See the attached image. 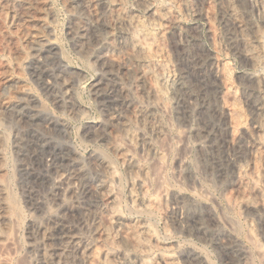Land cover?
<instances>
[{
    "label": "rangeland",
    "instance_id": "374dc122",
    "mask_svg": "<svg viewBox=\"0 0 264 264\" xmlns=\"http://www.w3.org/2000/svg\"><path fill=\"white\" fill-rule=\"evenodd\" d=\"M45 1L49 5V10L47 12H43L40 10L38 5V8L36 9L39 12L37 10H34V16H38V19L45 18L46 15V26L49 28L47 31L51 32L49 37L51 44L42 48V52L39 57L33 58V56H31L32 47H35V44H29L32 41L25 37L24 30L22 33L21 30L18 31V29H13L11 30L13 34L10 31L9 35L7 36L8 38L6 36L0 35V52L2 51V54H0V56H5L4 59L9 60L8 62H10V60L12 59L9 63L11 66V71H9V73L12 76H15V78H20L32 92V96L29 100L25 99V97L23 96H20L19 98L16 96L19 100L22 99L23 104L20 103V105L18 106H11L7 108L1 117L2 120H0L1 128L6 132L8 137V139L6 140L7 142L5 143L6 163L7 168L10 170L8 173L10 175V183L13 190V214L16 223L19 222L17 224L15 223V230L18 231H14V234L17 235V246L19 248L17 247L18 253L11 257L12 264H30L31 261L35 260V255L32 254L34 251L31 250L32 252L27 254V249L29 248L28 245L32 244L29 243V240L27 239L28 233L32 234V231L36 233L38 226H40V224L42 225L43 223L48 222L51 215L60 218L63 221V224H66L67 227L72 228L71 230H76L81 223V220H83L84 218L82 207L86 205L95 207L96 205L100 204L97 197H95V195L93 194H89L88 192L89 190H91V188H94L97 185V181L99 182L100 179H97V177L101 178V173L99 172L98 168L96 167V165L95 167L93 165L95 164V159L101 156L107 158L110 157L111 161L113 160V164L118 177V180L114 182L113 187L116 190L114 192L117 196L118 201L120 200L121 202H118V206L120 205V213L123 214L124 218L127 220H138L142 222L147 220V223L149 221L150 226L154 225L151 227H153L155 231L157 241L163 245L165 244L166 247L169 246L167 247L169 248V254L177 261H179L180 256L185 252V250L187 251L191 249L203 255V257H205V260H207V264H238L239 259L237 257V251H239L240 249H245L251 256V258L249 256L248 264L250 262H252L251 264H263V259H261V257L259 256L255 257L256 253L254 252L257 249L259 250V244L264 243V206L257 211L259 214L261 213L262 216L261 214L260 216H257V212H247L246 210H243L244 208L242 207L241 200H239V196H237L238 198L236 197V194L238 195V192L237 190H235L236 185H233L236 181L233 177V173L231 172L232 170L229 169L231 168V166L228 165L229 157H234L235 154L236 156L240 157L241 162L243 161L244 163L243 167H246V178L249 183L252 180V177H247L252 176L251 173H249L251 172V168H249V165H251L252 163L250 161L254 158H257L258 161L256 165L260 166L258 179L260 182L258 181L259 183L257 182V185L260 187H258L259 190L261 189L260 192L264 195V159H262L264 157L258 156V154L260 155V153H264V136L260 138L255 136V134L253 133L255 118L253 116V113L249 112L250 110H246L248 109V107L245 104L246 101H244L242 85L244 77L253 73L252 71L254 70L252 68L250 69V66L238 56L237 52L230 43V32L228 34V31H230V29L225 16H223V6L221 7L222 4H220V1L175 0V2L178 4L176 6V4L174 3L175 6L173 5V9H175L174 11L177 13V17H179L180 28H177L176 30H174V32L170 31L167 34V40H169L167 41L169 60L166 63V67L168 68V72H170L171 76L174 75L176 79H181H179L180 85L178 87V90L180 91L182 90V88L183 90L180 93H183L182 95H184L185 93L191 95V99L187 101L190 104H187L186 108L188 119L183 118L181 113H177L174 105L173 107H170L172 104L170 101H168L167 105L169 106L167 107L170 108V111L167 108V111H169L168 113L167 111L158 113V115L161 117L160 119H162V124L164 122V130L166 129L167 131L165 132L167 133V135L165 134L164 136V138H166L161 142H164L162 144L163 146L160 145V143L157 146V148H160V150L158 148L159 152L164 151L161 153V155L164 156L161 157L160 162L157 163L158 161H156L155 159L153 160L151 158V160L150 158L141 156V153H139V151L135 152L137 150H134L135 157L137 156L138 158H136L138 160L140 159L139 161H141L142 163H146L148 168H150L148 176L150 178V181H148V183H150V186L148 184V188H150L147 189V198L151 196V191L153 197V194L156 193L155 190H157L158 187L163 184L162 182H164L165 184L162 185V187L166 188L167 186L168 188L166 189H170L169 191H173L177 194L179 193V195H182L184 198V204L181 202L178 205L174 204L171 201L173 199L169 196L170 200L169 198H167V202L173 207L171 205L167 206L166 202L167 210L164 211V215L163 211L159 209H153L151 207L147 208V206L145 205H139L137 206L139 207L137 209V207H134L130 204L128 197H126L128 196L127 189L129 188L128 172L126 171V167L124 166V164L118 162V160L120 159L117 156L110 154L111 152L108 149L109 143L112 140L113 133L118 131L119 121H110V123L105 114H107V112L109 111L116 113V115L120 114L118 116H125V114H130L127 108L120 109L119 101L121 97L120 95H118L116 89L123 88L128 96V100H130V102L133 101L131 103L132 105H134L135 103V105H146V102L144 101V97H140L135 93V89L133 87L135 82V75L132 71H128L130 70L131 65L126 53L119 50L118 48L113 47L114 43H116L115 41L117 40L115 35L112 33L109 34V30L106 28L104 1L102 0V2L101 0H92L94 5H96V13L93 16L90 15L87 11L83 10L81 4L79 5V3H81V0H70V2H68L67 0ZM133 1L134 0H126L124 2L126 8H135L137 11H139L140 14L145 15L146 10L143 7L141 9V6H139L136 1L135 3ZM163 1L166 0H157L156 5L163 4ZM240 10L242 12L241 14L244 17L250 19L252 18L254 20L256 19V15L253 10L250 9L249 5L242 4ZM92 18H94L93 21L91 20ZM75 19L77 20V22ZM81 22L86 24L88 27H94L92 28V30L94 31L93 34L87 37L91 38H89V40L86 39V43L84 41L86 47L84 45H80L78 36L74 29L75 25ZM207 22H209L210 24ZM207 24H209V26L211 25L212 28H214L212 35L209 31H207V27H209ZM14 30H17V32H14ZM177 33L182 38V46L176 45L175 43H173V41L170 42L173 39V35H177ZM170 34L172 37L170 36ZM169 36L171 37V40ZM94 37L95 40L93 39ZM96 39H99V41H96ZM112 40H114L113 43H111ZM99 42H102L101 45ZM28 44L31 46H29ZM213 46H216L214 47L216 49H213ZM219 46L220 48L222 47L221 50H217ZM28 47L30 50L28 49ZM174 47H176V49H173ZM102 49H104V51ZM205 49H209V52L212 56L208 57L207 54L209 52ZM6 50L7 52L5 54ZM17 51H19V53ZM204 51L206 52V55ZM108 52H111L113 61L116 64H112L108 60L107 62L111 63L112 67L116 65L115 67L118 68L117 71H115V67L113 68V75L110 77V79H106L107 76L105 74V67L102 64V61L104 60L100 61L99 59ZM21 53L23 54V57L21 56ZM103 53L105 54L102 56L101 54ZM187 53L190 54L186 55ZM214 53H216V57ZM97 56H99L98 59ZM194 56L195 58H193ZM189 58L192 60L200 61L203 66H205L204 70L215 67V64L217 65L218 63L222 62H226L229 66L228 72L229 70H231L229 74L230 78L233 81V86L237 89L238 92L237 98L239 101L237 102V104H240L238 105V107L243 115L245 114L244 118L247 119L245 120V124L248 123L247 126L245 125L244 127L245 132L243 131L242 134V136H244L242 137L244 141L241 140L240 146L236 145L234 146V148L225 146L226 144L223 141L224 135H219L220 138H217L218 142L216 149V143L214 144V140H207L201 137V135H197V133L200 131L199 128L201 129V125H203L204 123L207 124L211 120V117L205 108H200L202 107V102L204 99V95L200 93L202 92L201 89H198V87H200L198 86L200 85L198 84V80L200 79L201 75L199 76L198 72L192 73L186 69V61L190 60ZM242 62L244 65L242 64ZM103 63L106 64V62ZM206 64L207 66H209L207 67ZM13 65H16L17 69ZM170 65L173 67V69H171L172 67ZM126 66H130L129 69H126ZM183 67V70L180 69ZM1 70L2 69L0 68V75L2 74ZM261 71L264 75V71ZM171 72H173L174 74H171ZM120 73L122 75L119 76ZM64 75L68 76V78H70L71 82L73 83L71 85V88H67V90L62 84V78ZM195 77H197V79ZM100 79L102 80L101 82H104V84H107L109 86L110 84H113V86H110L109 91L106 92L107 94L104 92H98L96 88L94 89L95 83ZM110 81H112V83ZM0 87V94H2L3 96H11L10 89H8L9 87L7 88V86L3 83L0 84ZM63 89L68 93L70 92L69 100L66 97V91H64ZM112 89L114 90L113 92ZM109 92H111L113 96H111L112 94ZM102 94L104 97L102 96ZM240 95L242 98L239 97ZM137 96H139L140 99L142 98V101ZM199 97L200 99L202 97L203 98L200 100ZM102 98H104V101ZM70 101H72L73 103ZM71 103L73 105H71ZM69 104L71 106H69ZM199 108L200 110H198ZM124 110H126L127 113L124 112ZM197 113L199 115H197ZM180 119L185 120L181 121ZM200 120H202V122ZM180 122L182 123V125ZM133 123L132 125L134 131L137 134L138 132L140 133V131L143 130V126H140L142 124L136 122L134 123L136 124V127ZM198 124H201L200 127ZM64 126H67V128H65ZM107 130H113L114 132H108ZM195 130H197V133L195 132ZM109 133H112V135H110ZM193 136H195L198 140ZM245 137H247V139H245ZM256 137L259 139H257ZM260 139H262V141ZM169 140L173 141L170 142ZM246 140L247 143L245 142ZM250 141L252 142V144ZM254 141L257 142L255 143ZM211 142L213 144H211ZM159 145L164 149H162ZM241 145L242 147L244 146L243 148L245 150H248L244 151ZM254 146L259 149L257 151H254V149H256L252 148ZM261 148L262 150H260ZM249 149L254 152L251 153ZM254 155H256L257 157H255ZM140 156L144 157L143 160ZM91 158L93 159L91 160ZM147 159H149L150 161H148ZM80 161H82L83 164ZM179 161H182L184 164L179 166L178 168L176 164ZM186 162L188 163L189 167L187 166ZM246 162L247 164H245ZM75 163H79L83 167V173L81 174L82 176L79 177V179H82L78 180L80 182L79 186L81 189L77 193L75 199L76 202H71V200L67 197L63 198L62 202H60L59 200L58 202L57 199L53 197L52 193L53 190H55V185H57L58 176L56 173L67 174L71 172L70 170L72 169L70 168H73ZM150 166L153 167L151 168ZM184 167H186V170ZM175 168L177 169L176 173ZM216 170L220 172L216 173ZM219 176H221V178ZM179 177H183V179L185 177L186 179L181 180V178ZM260 178L262 181L260 180ZM185 199H188L186 200L187 202L185 201ZM149 211L151 213H149ZM186 214L188 216H186ZM248 215L250 217V220L252 221L251 223H248L250 222L248 221ZM89 216L91 217L92 214H90ZM189 218L192 220H190ZM190 221L193 222L191 223ZM245 222H247V224ZM261 222L262 225L260 224ZM186 223L190 225H186ZM34 235L36 238H38L36 234ZM235 238L236 242L234 241ZM225 241L226 243H229L228 246H224ZM38 242L39 239L37 240V243ZM37 243H35V246ZM24 256L26 258L25 260L23 259Z\"/></svg>",
    "mask_w": 264,
    "mask_h": 264
},
{
    "label": "bare ground",
    "instance_id": "6f19581e",
    "mask_svg": "<svg viewBox=\"0 0 264 264\" xmlns=\"http://www.w3.org/2000/svg\"><path fill=\"white\" fill-rule=\"evenodd\" d=\"M67 1L70 2V0H67ZM103 1H104V5H105V15H106V17H105L106 23L105 22L104 23L106 25V28L109 30V34L110 33L114 34L116 37V40H117V41H115L116 43H114L113 47L118 48L119 50L126 53L128 59L130 61L131 67L126 66L125 68L129 69V67H130V70H128V71H132L135 75V82L133 85V87L135 89V93L137 95H139L140 97L141 96L144 97V101L146 102V105H138V104L135 105L136 103L135 104L133 103L135 105L134 106L131 104L133 101L130 102V100H128V96L125 93V90H123V88H117V89L113 88V89H116V91L118 92V95H120V97H121V99L119 101L120 109H123V108L126 109L127 108L130 114L129 115L125 114V116H118L120 114L116 115V113L110 112L109 110H108L109 112H107V114H105L107 119H109V122L110 121H112V122L119 121L118 131L114 132L112 130L114 133H113L111 142L109 141L110 143H109L108 149L111 152L110 154L117 156L120 159V160H118V162L123 163L124 166L126 167V171L128 172V175H129V179H128V182H129L128 187L129 188L127 189L128 190V196H126V197H128L130 204L134 207H137L139 205H141V206L145 205V206H147V208L151 207L153 209H159V210L163 211V215H164V211L167 210L166 209V202H167V198H169V196L173 199L171 201L174 204H178V205L181 202L183 203L184 198L182 195H179V193L177 194V193H174L173 191H169L170 189L169 190L166 189V188H168L167 186H166V188L162 187V185H165L164 182H162L163 184H161V186H159V187L156 185L158 187V189L157 190L154 189L156 193H154L155 195L153 194V197H152V191H151L150 192L151 196L149 198H147L146 197V196H148L147 195V191H148L147 189L150 188V187L148 188V184L150 186V183H148V181H150V178L148 177L149 172H150L149 171L150 168H148L146 163H142L141 161H139L140 159L138 160L137 156H136L137 158L135 157L134 150H137L135 152L139 151V153H141V156H145L146 158H150V159L152 158L153 160L155 159L156 161H158L157 163L160 162L161 157L164 156V155L162 156L161 153L164 151L159 152L160 148L158 147L159 148V150H158L157 146L159 143H160V145H162L164 143V142L163 143H161V142L163 141V139L166 138V137L164 138V136H165V134L167 135V133H165L167 131H166V129L164 130V128H165L163 126L164 122L162 124V121H161L162 119H160L161 117L158 115V113L162 112V111H167L168 109L170 111V108L167 107V106H169V105H167L168 101H170L172 104L170 107H173V105H174L177 113H181L183 118L188 119L187 118L188 114H187L186 108H187V104L188 105L190 104L187 101H189L191 99L190 98L191 95L186 94L185 92H184L185 93L184 95H182L183 93H180L183 90V88L180 91L178 90V87L180 85V83H179L180 78L176 79L174 77V75H172L173 76L172 77L170 75V72H168V68L166 67L167 66L166 63L169 60V50H168V46H167L168 45L167 41H169V40H167L168 39L167 34L170 31L174 32V30H176L177 28H180L179 17H177L178 15L174 11L175 9H173L174 3L176 4V6L178 3H176L175 0H166V1L162 2L163 4L156 5L157 0H134L133 2L135 3V1H136L137 4L139 6H141V9L143 7L146 10V14L142 15L134 7H133L134 9H130V8L127 9L125 6V3H124L126 0H103ZM219 1H220V4H222L221 7L223 6V13H224L223 16H225L226 21H227L228 26H229V29H230V31H228V34L230 32V34H229L230 40H231L230 43L232 44L233 48L237 52L238 56L246 64H248L250 66V69L252 68L254 70V71H252L253 73L246 75L244 77V81H242V83H243L242 84L243 85V95H244V101H246L245 104L248 107V109H246V110L247 111L250 110L249 112H252L253 116L255 118V121H254L255 123L252 122V123H254L253 133L255 134V136L261 138L262 136H264V75L261 71V70L264 71V69H263L264 68V0H262V1L219 0ZM78 2H80V1H78ZM179 2H183V1H179ZM80 4H81V7L83 8V10L87 11L90 15L93 16L96 13V7H95L96 5H94L92 0H81V3H79V5ZM242 4H247L250 6V9L253 10V12L256 15V17L254 16L256 18L255 20L252 18L250 19V18L244 17L241 14L242 8L240 10V7ZM38 5H39L40 10L43 12H47L49 10V5L45 0H0V35L7 37L9 35L10 31L13 29H18V31L21 30L22 33L24 30L25 37L27 39H30V41H32L30 43L28 41V43L29 44H31V43L35 44V47L34 46L32 47V53H31L32 54L31 56H33V58L39 57L41 52H42V48L44 46H49V44H51V41L49 38L51 32L47 31L49 28L46 26L47 25L46 21H45L46 15L44 14L45 18H38V19H37L38 16L37 17L34 16V12H35L34 10H37L36 8H38L37 7ZM181 5H183V4H181ZM179 7H181V6H179ZM68 8H69V6H68ZM137 9H138V7H137ZM139 9H140V7H139ZM93 19L94 18H92L91 20L93 21ZM75 20H74V23H75ZM95 21H96V19H95ZM102 21H104V20H102ZM76 22H77V20H76ZM96 23H95V25H96ZM207 23H209V22H207ZM209 24H207V25L209 26ZM72 27H74V26H72ZM92 28H94V27H92ZM92 28L88 27L86 24H84L82 22L75 25L74 29H75V32H76L78 39H79V40L78 39L77 40L79 41L81 46L84 45L86 47V45L84 44V41L86 43V39L89 40V38H91V37H89V38H87V37L93 34L94 31L92 30ZM207 28H208L207 31H209L212 35L214 28H212L211 25ZM14 32H17V30H14ZM172 32H171V34H172ZM11 33H12V31H11ZM210 33H208V34H210ZM171 34H170V36H171ZM214 34H216V33H214ZM170 36H169V38L171 40L172 36L171 37ZM95 37L93 38L94 40H95ZM172 38L173 39L170 42L173 41V43H175L178 46L183 45L182 44L183 43L182 38L178 35V33H177V35L174 34ZM114 40H112L111 43H113ZM96 41H99V39L98 40L96 39ZM99 43L101 45L102 42H99ZM2 44H4V43H2ZM31 45H29V46H31ZM3 46H5V45H3ZM50 47H51V45H50ZM214 47H216V46H213L212 48L216 49ZM230 47H231V45H230ZM221 48L219 46V48L217 50H219V49L221 50ZM28 49H29V47H28ZM173 49H176V47H174ZM185 49H186V47H185ZM102 50L104 51V49H102ZM217 50H216V52H217ZM206 51L209 52V49ZM1 52H0V54H2ZM3 52H4V49H3ZM6 52H7V50L5 51V54H6ZM17 52L19 53V51H17ZM105 53H106V50H105ZM105 53H103L101 55L103 56ZM189 54L187 53L186 55H189ZM215 54L216 53H214V55ZM205 55H206V52H205ZM21 56L23 57V54ZM196 56H198V55H196ZM207 56L209 57L212 55L209 52L207 54ZM2 57H3V55H2ZM2 57L0 56V68L2 69L1 70L2 74L0 75V84L3 83L7 86V88L9 87L8 89H10V92H11V94L10 93L9 94L11 96H5V95L3 96L2 94H0V120H2L1 117L7 108H9L11 106L12 107L18 106V105H20V103H22V99L21 100L18 99L20 96L25 97V99H27V100H29L30 97L32 96L31 90L23 83V81L20 78H15V76H12L9 73V71H11L10 70L11 66L9 63L11 62L12 59L10 60V62H8L9 60L4 59L5 56L3 58ZM98 57L99 56H97V59H98ZM215 57H216V55H215ZM215 57H214V59H215ZM193 58H195V56ZM99 59H100V61L104 60V61H102V64L105 67V71H106L105 74L107 76L106 79H110V77L113 75V68L116 66V65H114V67H112V64L115 62L113 61V56H112L111 52H108L107 54H105L103 57H101ZM201 59H202V57H201ZM107 60L109 62H111L112 64L107 62ZM17 61H19V60H17ZM103 62H106V64ZM242 64H243V62H242ZM16 65H13V66L16 68ZM186 65H187L186 69L188 71H190L192 73L198 72L199 76L201 75L200 79L198 80V84H200V85H198V86H200V87H198V89H201L202 92H200V93L204 95V99H203V102L200 101V102H202V107H200V108H203V109L205 108L211 117V120L207 124H205V123L203 125L200 124L201 129L199 128L200 131L198 133L196 132L197 130H195L197 135H199V136L201 135V137H203L207 140H210V139L214 140V144L216 143V149H217V142H218L217 138L218 137L220 138L219 135H224V137L223 136H221V137L224 138L223 141L226 144L225 146L233 147V148L236 145L240 146L241 140H243L242 137H244V136H242L243 131H244V127H245V125L247 126L248 123L245 124V120H247L246 118H244L245 114L243 115V113L241 112V110L238 107V105H240V104H237V102L239 101L237 98L238 92H237V89L233 86V83H232L233 81L230 78L229 74H230L231 70H229V72H228L229 66L227 65L226 62L225 63L222 62V63H218L217 65L215 64V67L210 66L211 67L210 69L204 70L205 66H203V64L200 61L192 60V59L187 60ZM206 66H207V64H206ZM122 67H123V65H122ZM117 69L118 68L115 67V71H117ZM171 69H173V67ZM180 69L183 70L184 67L180 68ZM172 73L173 72H171V74ZM231 74H233V73H231ZM120 75H122V74L120 73L119 76ZM133 78H134V76H133ZM195 78L197 79V77H195ZM184 80H186V79H184ZM101 81L102 80L100 79L95 83L94 89L96 88L98 92H104V93L108 92L110 89V86L111 85L113 86V84H110V86H109L107 84H104V82H101ZM110 82L112 83V81H110ZM62 84L65 87V89L67 90V88H71V85L73 83L71 82L70 78H68V76L64 75L62 78ZM238 85H240V84H238ZM113 89H112V92L114 91ZM66 90H64V91H66ZM69 93L66 91V97L68 100H69ZM109 93H111V92H109ZM132 93H133V91H132ZM64 94H65V92H64ZM136 94H134V95H136ZM240 94H241V91H240ZM70 95H72V94H70ZM203 95H201V96H203ZM102 96H103V94H102ZM111 96H113V94ZM139 96H137V97L139 98ZM200 97H199V99H200ZM239 97H241V95ZM16 98L18 99V101ZM110 98H109V100H110ZM102 99L104 101V98H102ZM70 102H72V101H70ZM72 103H71V105H73ZM71 105L69 104V106H71ZM69 108H71V107H69ZM200 108L198 110H200ZM115 109H116V107H115ZM169 111H167V113ZM124 112H126V110H124ZM249 112H248V114H249ZM189 113H190V111H189ZM172 114H173V111H172ZM200 114H202V113H200ZM251 114H250V116H251ZM197 115H199V114L197 113ZM162 116H163V114H162ZM190 118H192V117H190ZM185 119H183V120H185ZM132 120H135L136 122H139L140 124H142V125L138 124L141 127L143 126V130L140 131V133L138 132V134H137L134 131L132 123L133 122L136 123V122L132 121ZM180 120L183 121L182 119H180ZM202 120H203V118H202ZM202 120H200V121L202 122ZM204 121H206V120H204ZM189 123H190V121H189ZM198 123H199V121H198ZM134 125L136 126V124H134ZM181 125H182V123H181ZM200 125H199V127H200ZM114 127H115V125H114ZM65 128H67V126ZM116 129H117V127H116ZM92 130H93V128H92ZM193 130H194V128H193ZM107 131L109 132L111 130H107ZM110 135H112V133ZM182 135H183V133H182ZM193 137H195V136H193ZM7 139H8L7 134L5 131L2 130L1 124H0V264H12V262H11L12 258L11 257L18 253V251H17L18 250L17 249L18 241L16 239L17 235L14 234V231H18V230H15V226L19 222L16 223L15 217L13 214V208H12V205L14 203L13 202L14 201L13 200L14 199L13 198V190H12V185L10 183V175L8 173L10 170L7 168L6 154H5V143L7 142L6 141ZM245 139H247V137H245ZM257 139H259V138H257ZM262 139H260V140L262 141ZM248 140H249V138H248ZM172 141H170V142H172ZM165 142H166V140H165ZM174 142H176V141H174ZM245 142L247 143V140ZM245 142H244V144H245ZM211 144H213V143L211 142ZM251 144H252V142H251ZM183 145H186V144H183ZM210 146H212V145H210ZM241 147H242V145H241ZM252 148H256V147L254 146ZM252 148H250V149H252ZM162 149H164V148H162ZM209 149H211V148H209ZM237 149H240V148H237ZM258 149L259 148H256V149H254V151H257ZM185 150H186V148H185ZM243 150L247 151L248 149L245 150L243 148ZM260 150H262V148ZM230 151H232V150H230ZM206 152H208V151H206ZM253 152L251 151V153H253ZM260 152H262V151H260ZM255 154H256V152H255ZM263 154L264 153L262 152V153H260V155L258 154V156L264 157ZM104 156H105V154H104ZM235 156H236V154L234 155V157L231 156L228 158V163H229L228 165L231 166V168H229V167L228 168L232 170L231 172L233 173V177L235 178V181H236L235 184H233V185H236L235 190H237V192H238V195L236 194V197L239 196V198H240L239 200H241L242 207L244 208L243 210H246L247 212H257L259 209H261L264 206V195L260 192L261 189L259 190L260 187L257 185V182L259 181L258 179H259V172H260V170H259L260 166L256 165L258 159L253 157L254 159L250 161L252 163H251V165H249V168H251V172H249V173H251L252 176H247V177H252L251 178L252 180L250 179L251 182L248 183L247 178H246V170H245L246 167L245 168L243 167L244 163H243V161L241 162L240 157H238V156L235 157ZM254 156L257 157L256 155H254ZM141 158L143 160L144 157H141ZM244 158H246V157H244ZM92 159L93 158H91V160ZM162 159H164V158H162ZM262 159H264V158H262ZM147 160L150 161L149 159H147ZM242 160H243V158H242ZM182 161H183V159H182ZM182 161L177 162L176 165L178 166V168H179V166L184 164ZM244 161H245V159H244ZM80 162L82 163V161H80ZM259 163H261V162H259ZM213 164H215V163H213ZM245 164H247V162ZM93 165H94V167L96 165V167L98 168L99 172L101 173V178L97 177V179H100L99 182L96 180L97 185L96 186L94 185L95 187L93 186L94 188H91V190H89L88 193L95 195V197H97V199L99 200L100 204L96 205L95 207H91L90 205H86V206L82 207V209H83L82 213L84 215V218H83V220H81V223L79 224V226L76 230H71L72 228H69L66 226V224H63V221L60 218H58L54 215H51L48 222L43 223L42 225L40 224V226H38L36 233H34L33 231H32V234L28 233L27 239L29 240V243H32V244L28 245L29 248L27 249V254L34 251L32 254L35 255L34 256L35 260L31 261L30 264H179V263L180 264H207V262H206L207 260H205V257H203V255H201L199 252H197L195 250H191L190 249L191 247L189 248L190 250H187V251L185 250V252L180 256V259L178 258L179 261H177L174 257H172L169 254V252H168L169 248H167L169 246L166 247L165 244L163 245L157 241L155 231H154L153 227H151L154 225L150 226L149 221L147 223V220L142 222V221H138V220L137 221H135V220L131 221V220L125 219L123 214L120 213V208H119L120 205L118 206V202H120V200L118 201L117 196L115 195V192H114L116 190L114 189L113 184L115 181L118 180L117 179L118 177H117L116 169H115L114 164H113V160L111 161L110 157L107 158V157L101 156V157L95 159V164H93ZM15 166H17V165H15ZM187 166H188V163H187ZM97 168H96V170H97ZM184 168L186 170V167H184ZM70 169H72V170H70L71 172H69L67 174L56 173L58 176V180H57V185H55V190H53L52 193H53V197L55 199H57V201L59 200L60 202H62L63 198L67 197L68 199L71 200V202H73V203L76 202L75 199H76L77 193L81 189L79 186L80 182L78 180L82 179V178L79 179V177L82 176L81 174L83 173V167L79 163H75L74 167L70 168ZM85 170H86V168H85ZM176 170L177 169L175 168V173H176ZM217 170H216V173L220 172ZM248 175H250V174H248ZM187 176H189V175H187ZM219 177L221 178V176H219ZM179 178H181V177H179ZM83 179H84V177H83ZM182 179H183V177L181 178V180ZM185 179L186 178L184 177L183 180H185ZM260 180H261V178H260ZM156 183H158V182H156ZM85 184H87V183H85ZM86 190H87V188H86ZM169 200H170V198H169ZM186 200H188V199H185V201ZM171 201H169V202H171ZM231 202H230V204H231ZM168 205L170 206L171 204H169L167 202V206ZM138 208L139 207H137V209ZM140 208H142V207H140ZM140 210H142V209H140ZM70 212H71V210H70ZM149 213H151V212L149 211ZM90 214H92L91 217L89 216ZM260 214L258 213L257 216H260ZM186 216H188V215L186 214ZM252 216H254V215H252ZM261 216H262V214H261ZM248 217H249V215H248ZM17 218H18V216H17ZM183 219H186V218H183ZM192 219H190V220H192ZM248 221H250L248 223L252 222L250 220V217H249ZM261 221H262V219H261ZM79 222H80V220H79ZM190 222L192 223L193 221H190ZM194 222H195V220H194ZM245 223L247 224V222H245ZM260 224L262 225V222ZM263 224H264V222H263ZM186 225H190V224L186 223ZM17 229H18V227H17ZM162 230H163V228H162ZM263 230H264V227H263ZM188 232H191V231H188ZM262 233H263V231H262ZM34 234H36V236H38V238H36ZM38 239H39V242L37 243ZM234 241L236 242V238ZM35 243H37L36 246H35ZM228 244L229 243H226V241L224 242V246H228ZM236 245H238V244H236ZM239 248H241V247H239ZM232 252H234V251H232ZM254 253H256L255 257L259 256L264 261V243L259 244V250L257 249ZM30 256H32V255H30ZM249 256H250V254L245 249H240L239 251H237V257L239 259L238 264H248ZM250 258H251V256H250ZM21 259H22V257H21ZM23 259L24 260L26 259L25 256ZM251 260H253V259H251ZM261 262H262V260H261ZM251 263L252 262H250L249 264H251Z\"/></svg>",
    "mask_w": 264,
    "mask_h": 264
}]
</instances>
